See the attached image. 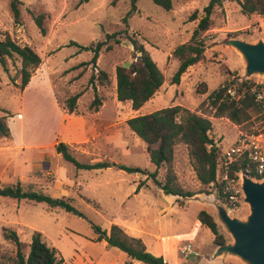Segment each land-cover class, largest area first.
<instances>
[{
    "label": "rangeland",
    "instance_id": "1",
    "mask_svg": "<svg viewBox=\"0 0 264 264\" xmlns=\"http://www.w3.org/2000/svg\"><path fill=\"white\" fill-rule=\"evenodd\" d=\"M20 1L21 23L16 25L12 0H0V37L9 34L18 41L28 42L40 54L42 62L32 75L38 89L37 94L28 95L26 107L22 109L18 87L20 59L7 58L8 69L0 62V108L12 111L4 116L15 137L24 136L27 143L54 140L43 149L48 160L36 161L42 164L40 170L33 174L26 171L25 165L30 161L27 154L24 164L19 162L13 166L12 162L6 171L1 169L0 186L16 183L13 175L18 173V181L25 189L68 199L83 216L59 207L51 208L44 202L0 196V256L3 253L14 256L16 252L15 244L4 237V228H9L26 243L31 241L35 231L41 232L47 244L55 248L58 258L62 259L59 264H143L127 258L119 248L97 241V233L91 224L109 230L111 221L132 220L135 218L132 213L134 207L143 205L145 209L140 212L139 219L145 222L147 231L169 236L165 243L166 264H246L239 256L216 255L218 244L214 243L212 231L200 223L198 214L201 210L211 213L226 243H233L232 234L217 216L219 207H223L230 217L247 220L250 206L244 201L239 209L232 210L222 201L219 184L203 186L187 144H177L173 169L179 183L197 194L185 198L165 194L166 201L174 202V206L164 215L161 209L165 203L158 194L159 187L147 174L131 173L115 166L79 169L56 151V144L62 141L59 134L63 139L75 141L82 135L78 129H72L70 121L62 120L61 110L47 85L52 83L56 99L63 108L68 97L82 92L77 101V114L93 115L88 116L92 123L90 128L94 129L91 140L70 145V151L79 161L94 163L108 160L140 166L152 172L156 168L149 159L145 141L127 124L129 118L138 114L182 105L211 118V134L217 146L223 148L233 144L239 130L257 132L263 129L262 119L255 117L249 123L238 125L227 117L214 116L209 96L233 77L250 79L264 86V74L246 75L243 56L226 42L230 38L251 42L260 38L264 40V29L259 27L264 16L244 14L237 0H224L212 14V27L203 35L207 46L204 58L188 68L180 83H173L179 64L173 51L191 39L197 20L190 21L189 17L195 10L201 15L210 0H173L170 10L153 0H138L137 8L130 16L127 15L132 10L131 0H88L83 3L80 0ZM32 12L46 14L45 35L33 20ZM113 33L117 36L111 37ZM131 38L144 44L165 74L161 89L139 110L132 107L131 101L118 100L115 84L116 67L128 66L135 60L136 51ZM72 41L78 44H71ZM99 41L106 44L100 50L96 64H93V52L80 49L79 45L89 46ZM99 70L108 73L107 83L98 81ZM93 75L102 99L97 111L90 107L95 97L91 84ZM18 111L22 114L18 115ZM98 111L100 113L96 114ZM166 171L165 167L159 169V180L165 179ZM147 181L151 183V189L147 188L136 198L130 197L139 183L146 184ZM188 244L191 245L190 251L184 250Z\"/></svg>",
    "mask_w": 264,
    "mask_h": 264
},
{
    "label": "trees",
    "instance_id": "2",
    "mask_svg": "<svg viewBox=\"0 0 264 264\" xmlns=\"http://www.w3.org/2000/svg\"><path fill=\"white\" fill-rule=\"evenodd\" d=\"M87 1L80 0L81 3ZM137 1L131 0L132 10L128 12L127 16H130L137 8ZM153 1L166 10L173 8V0ZM20 2V0H12L11 2L16 25L21 23ZM223 2L224 0H210L203 8L201 15L198 10L190 15V21L197 20V24L191 39L178 45L173 51V56L179 62L172 78L173 83H180L182 75L188 68L204 58L207 46L203 35L212 27V14L217 7L223 5ZM237 2L241 6L242 13H257L264 16V0H237ZM32 16L40 32L45 35L47 33L45 26L46 14L32 12ZM125 22H127V18H125ZM110 36L116 37L117 33ZM131 41L136 51L135 60L128 66L118 65L116 67V92L119 101H131L132 107L139 110L161 89L165 82V74L144 44L133 38H131ZM71 44L78 43L72 41ZM105 44V42L99 41L96 44L79 45V47L80 49L91 50L93 52L91 62L96 64L100 50ZM137 53L140 54L137 55ZM7 58L20 59V83L18 87L23 90L29 84L35 70L40 66L42 58L28 42L18 41L12 38L11 35L6 34L3 38L0 37V62L5 69H8ZM94 80L95 76L93 75L91 84L95 91V97L90 107L97 111L102 104V99L99 97ZM98 81L102 84L109 81V75L105 70H99ZM255 84L250 79H244L241 82L239 90L243 91L246 88V91L239 101L228 99L225 96L224 87L213 91L209 97L215 110L214 116L227 117L238 125L249 123L255 117L262 119L261 124L264 129V103L257 100L255 93L251 90V86ZM81 94L82 92H78L66 99L64 108L68 112L78 113L76 110L77 101ZM5 118V116H0V139L10 135V128L5 122ZM127 124L136 135L145 141L149 159L156 165L155 171L149 172L140 166H129L108 160L83 163L72 154L70 145L63 141L56 144V151L79 169H103L115 166L131 173L147 174L165 194L185 198L192 197L197 193L186 190L179 183L178 176L173 169L175 148L179 142H183L189 148V154L193 159L194 168L201 184L203 186L219 184L218 147L211 134L213 122L208 116L192 112L182 105H174L133 116L127 120ZM244 166V162L236 163L232 166V171L244 169ZM161 167H165L167 170L163 181L158 179V171ZM144 184L143 182L139 183L137 190ZM219 194L224 202L221 188ZM0 196L16 200L28 199L35 202H44L51 208L59 207L67 212L83 216V213L70 200L63 197H54L43 191L25 189L21 181L0 186ZM198 219L202 225L212 231L215 244L226 243V238L220 232L219 225L211 213L201 210ZM91 224L97 233V241L106 240L108 246L117 247L124 251L131 260L140 261L143 264H166L163 255L158 256L149 251L141 238L128 234L119 224L113 223L109 230L95 223L91 222ZM4 237L15 244L16 252L14 256L6 253L1 254L0 264H59L62 260L58 258L55 248L47 244L39 231L32 234L29 243L23 242L19 234L9 228H4ZM27 249L28 252H26Z\"/></svg>",
    "mask_w": 264,
    "mask_h": 264
},
{
    "label": "crops",
    "instance_id": "3",
    "mask_svg": "<svg viewBox=\"0 0 264 264\" xmlns=\"http://www.w3.org/2000/svg\"><path fill=\"white\" fill-rule=\"evenodd\" d=\"M259 27L264 29V18H261V21L259 22ZM35 77L33 76L32 79L30 80L29 84L23 89L20 90L21 91V108L24 109L26 107V104L28 102V95H34L37 94V86L35 83ZM15 82L18 83V80L16 79ZM19 84V83H18ZM115 84H117V81H115ZM48 89L51 92V95L53 96L54 100H55V104L57 106H59L61 113H62V120L64 119V121H67L71 123V127L72 129H78L81 132L82 137L80 139H78L77 141L73 140V139H63L62 136L59 134L60 138L62 139L63 142H66L67 144L74 146L76 144H84L88 141L91 140V136L94 135V129L90 128L92 123L91 120L88 118L89 115L92 114H77V113H70L68 112L66 109H64L63 107H61L56 99V95L52 86V83H48ZM10 87L12 89H14L13 85H10ZM149 101V100H148ZM147 101V102H148ZM146 102V103H147ZM9 109L7 108H0V113L2 116H4V114L9 113ZM12 112V111H11ZM100 111H98L96 114H99ZM21 111H18V115H21ZM93 116V115H92ZM98 116V115H95ZM14 117V116H13ZM228 119V118H227ZM82 130V131H81ZM56 133L54 134V137L56 136ZM95 134H96V130H95ZM76 136H79V133H77ZM54 140V138H53ZM52 140V141H53ZM52 141L45 143L42 141L39 142H33V143H27L25 142L24 136L23 137H15V135L13 134V131L10 129V135L9 136H4L0 139V173L2 172L1 169H5V171L9 168L10 164L13 162V166H17L19 165V162H23L24 157H26V155L28 154L30 156V161L26 163V171L29 174H33V172H35L36 170H40L42 168V164L40 162H36L38 160H48V154L43 150L45 147H48L50 145V143H52ZM60 142V141H59ZM6 161V163L3 166V163ZM9 162V164H8ZM97 162V161H95ZM110 168V167H109ZM156 168V165H155ZM3 175V174H2ZM14 176V180H16V182L18 181V173H16V175ZM2 177V176H0ZM24 176H21V179H23ZM149 181V180H148ZM147 181V182H148ZM150 182L146 183L145 186L143 185L139 190L137 189H133V195H131L130 197L136 198L138 197L144 190H146L147 188L151 189V183ZM153 189V188H152ZM159 196L161 197V200H163V202L165 203V206L161 209V212L165 215L167 214L172 207L174 206V202H167L166 199L164 198L165 193L163 192V190L161 188H159ZM172 195V194H170ZM176 196V195H175ZM179 197V196H177ZM142 206V207H141ZM182 208V206H181ZM144 206L140 205V206H135L134 210H133V214L135 215V218L127 221V220H120L119 222H112L111 223H118L120 226H122L125 231L135 237H139L141 238L147 249L149 251H151L152 253H154L155 255H163L164 258H166V239L169 236H166L160 232H150L147 231L146 227L147 225L145 224V222H141L140 221V217H141V213L143 212ZM141 212V213H140ZM172 212V211H171ZM170 212V213H171ZM174 213V212H172ZM140 214V216H138ZM172 215V214H170ZM201 223V222H200ZM148 237V239L146 238ZM107 246V242L106 240H102ZM128 258V255H127ZM140 262V261H138Z\"/></svg>",
    "mask_w": 264,
    "mask_h": 264
},
{
    "label": "water",
    "instance_id": "4",
    "mask_svg": "<svg viewBox=\"0 0 264 264\" xmlns=\"http://www.w3.org/2000/svg\"><path fill=\"white\" fill-rule=\"evenodd\" d=\"M233 46L246 62V75L264 74V40L248 41L230 38L226 41ZM244 201L249 204L251 213L247 220L230 217L219 207L217 216L225 228L232 234L233 243L217 246L216 255H235L246 264H264V180L253 179L247 173L242 174Z\"/></svg>",
    "mask_w": 264,
    "mask_h": 264
},
{
    "label": "built area",
    "instance_id": "5",
    "mask_svg": "<svg viewBox=\"0 0 264 264\" xmlns=\"http://www.w3.org/2000/svg\"><path fill=\"white\" fill-rule=\"evenodd\" d=\"M243 78L233 77L223 86L225 96L230 100L239 101L246 91L239 90ZM256 99L264 103V86H251ZM218 147V146H217ZM219 168L218 182L225 204L232 210H237L244 203L242 189V174L247 173L253 179L264 180V129L257 132L238 131L236 140L227 148L218 147ZM244 162L245 168L232 171L236 163ZM191 250L188 244L185 249Z\"/></svg>",
    "mask_w": 264,
    "mask_h": 264
}]
</instances>
